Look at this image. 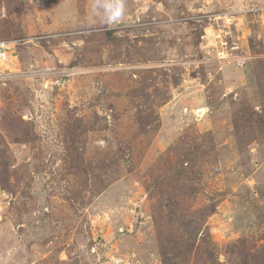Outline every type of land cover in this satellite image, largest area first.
Segmentation results:
<instances>
[{
  "label": "rangeland",
  "instance_id": "1",
  "mask_svg": "<svg viewBox=\"0 0 264 264\" xmlns=\"http://www.w3.org/2000/svg\"><path fill=\"white\" fill-rule=\"evenodd\" d=\"M115 2L0 0V264H264V0Z\"/></svg>",
  "mask_w": 264,
  "mask_h": 264
},
{
  "label": "clouds",
  "instance_id": "2",
  "mask_svg": "<svg viewBox=\"0 0 264 264\" xmlns=\"http://www.w3.org/2000/svg\"><path fill=\"white\" fill-rule=\"evenodd\" d=\"M106 12V20L109 23H114L116 20L124 13V3L123 0H116L115 3H107L104 5Z\"/></svg>",
  "mask_w": 264,
  "mask_h": 264
},
{
  "label": "built area",
  "instance_id": "3",
  "mask_svg": "<svg viewBox=\"0 0 264 264\" xmlns=\"http://www.w3.org/2000/svg\"><path fill=\"white\" fill-rule=\"evenodd\" d=\"M252 1V0H250ZM251 10L249 11H257L259 14H264V7H259V6H256V5H253L252 7H250ZM6 44V42L4 43H0L1 47H0V60L2 61H7L9 60L10 58L8 57V54L4 51V45Z\"/></svg>",
  "mask_w": 264,
  "mask_h": 264
}]
</instances>
